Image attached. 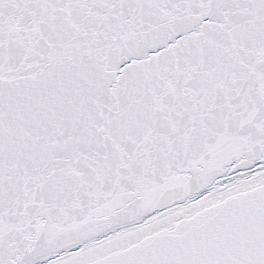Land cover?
Masks as SVG:
<instances>
[{"label": "snow or ice", "instance_id": "1", "mask_svg": "<svg viewBox=\"0 0 264 264\" xmlns=\"http://www.w3.org/2000/svg\"><path fill=\"white\" fill-rule=\"evenodd\" d=\"M0 264H264V0H0Z\"/></svg>", "mask_w": 264, "mask_h": 264}]
</instances>
